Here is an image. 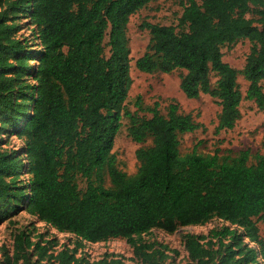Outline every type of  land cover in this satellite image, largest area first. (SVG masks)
<instances>
[{
    "label": "trees",
    "instance_id": "trees-1",
    "mask_svg": "<svg viewBox=\"0 0 264 264\" xmlns=\"http://www.w3.org/2000/svg\"><path fill=\"white\" fill-rule=\"evenodd\" d=\"M152 1L0 0V220L24 210L76 237L72 247L56 248L55 239L40 234L33 240L30 229L20 231L3 264H122L114 254L90 261L79 253L86 242L110 238L125 239L142 264H165L168 246L144 234L174 233L214 217L224 224L182 236L187 264H264L257 223L264 218V155L248 164L249 150L221 157L219 149L202 154L195 145L181 154L180 136L200 127L191 113L174 100L166 114L158 102L146 107L149 117L124 104L132 82L127 24ZM181 5L176 25L143 21L150 38L135 67L144 73L184 70V95L215 98L216 132L232 129L243 99L238 73L248 82L245 99L264 109V0ZM20 19L31 37L19 34ZM240 39L251 46L238 71L221 49ZM123 117L134 142L149 141L136 149L132 175L112 152ZM11 136L21 140L20 149L3 146Z\"/></svg>",
    "mask_w": 264,
    "mask_h": 264
},
{
    "label": "rangeland",
    "instance_id": "rangeland-1",
    "mask_svg": "<svg viewBox=\"0 0 264 264\" xmlns=\"http://www.w3.org/2000/svg\"><path fill=\"white\" fill-rule=\"evenodd\" d=\"M181 12V0H155L131 15L126 34L130 48L129 74L132 82L124 104L131 112L149 117V112L145 111L146 107L153 106L155 102H158L159 110L166 114L168 104L174 100L179 104L181 111L191 113L195 121L200 124V127L195 131L180 136L181 154L191 151L195 145H197V151L202 154H213L216 149H219L218 154L221 157L227 154L235 156L241 150H249L248 164H254L257 154L264 155V109H259L253 100L245 99L248 82L241 73H238L237 76V82L243 95L240 104L241 115L232 129L216 132L217 114L220 111V106L216 99L208 94H201L198 98H187L179 87V78L184 70L176 69L171 73L159 71L144 73L135 67V60L144 53L150 38L149 31L141 27L143 21L161 25H176ZM246 16L253 19L258 17L254 13H248ZM18 22L21 26L19 34L31 37L30 26L25 23L26 19H20ZM255 24L259 25L256 22ZM250 46L251 43L248 39H240L231 45H224L221 49L223 60L240 71L245 64ZM217 78V75L212 72L211 83L213 85ZM260 84L264 91V80ZM138 96H140V107L136 105ZM128 123L127 117L121 119V127L115 136L112 152L116 156L118 167L132 175L138 168L135 151L137 148L149 144V141L144 144L134 142L127 133ZM5 139L3 144L5 148L17 150L22 146L21 140L15 136ZM20 178L23 180L27 178V175L23 173ZM78 184L79 188L84 190L85 180L78 178ZM105 185H110L107 175H105ZM257 223L260 234L264 237V218L259 219ZM223 224L222 220L214 217L203 225L183 226L174 233L153 229L144 234L143 239L157 240L168 246L169 250L166 251L168 258L165 260V264H187L190 259L185 250L182 236L186 233L206 234L212 228L220 227ZM29 229L33 240H38L40 234L44 239L57 240L56 248L62 244H70L72 247L76 239L72 234L58 232L24 210L11 212L8 217L0 220V264H3L6 254L12 255L14 236L20 231H29ZM81 252L86 254L90 261L100 259L105 253H109L121 259L122 264H142L134 257L132 247L123 238H110L96 243L86 242L79 250V253Z\"/></svg>",
    "mask_w": 264,
    "mask_h": 264
}]
</instances>
